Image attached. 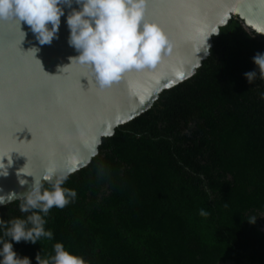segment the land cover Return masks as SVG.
Wrapping results in <instances>:
<instances>
[{"label": "trees", "instance_id": "obj_1", "mask_svg": "<svg viewBox=\"0 0 264 264\" xmlns=\"http://www.w3.org/2000/svg\"><path fill=\"white\" fill-rule=\"evenodd\" d=\"M258 52L264 37L231 17L190 78L67 177L76 198L44 217L52 239L10 241L13 251L36 264L59 241L88 264H264V79L243 75L259 76ZM18 203L0 219L26 216Z\"/></svg>", "mask_w": 264, "mask_h": 264}, {"label": "water", "instance_id": "obj_2", "mask_svg": "<svg viewBox=\"0 0 264 264\" xmlns=\"http://www.w3.org/2000/svg\"><path fill=\"white\" fill-rule=\"evenodd\" d=\"M231 17L264 37V0H145L143 19L160 28L165 45L155 64L128 69L104 88L88 63L70 61L80 52L67 43L65 16L43 45L28 25L21 22L23 39L17 20L0 19V160L10 165L0 198L18 200L49 168L68 177L85 167L103 138L196 72Z\"/></svg>", "mask_w": 264, "mask_h": 264}, {"label": "clouds", "instance_id": "obj_3", "mask_svg": "<svg viewBox=\"0 0 264 264\" xmlns=\"http://www.w3.org/2000/svg\"><path fill=\"white\" fill-rule=\"evenodd\" d=\"M73 2L79 6L78 10L71 8ZM65 7L71 9L67 15ZM144 11L145 0H0V19L12 17L17 20L23 39L25 32L21 30V22L28 25L41 45L51 42L60 25V17L65 16L69 29L67 43L80 52L70 61L76 59L88 63L100 88L118 81L128 69L157 62L166 37L155 23L143 19ZM32 50L37 52L39 49L33 47ZM252 62L259 70V76L256 70L243 73L249 83L257 77L264 79V52L254 54ZM259 97L264 101V91ZM8 166V161L6 165L0 160V175L7 173ZM67 175L66 172L57 173L53 168L47 169L42 178L27 175L33 177L30 189L13 197L19 200V211L27 215L0 219V264H30L28 257L21 258L13 251L10 241L35 244L41 237L52 239L51 229L44 227V217L53 206L63 208L76 198L75 189L61 187ZM42 179L49 182V188L43 187ZM10 202L0 198V206ZM199 215L208 213L200 209ZM247 220L254 223L256 217ZM41 251L34 257L36 264H88L59 241L52 245V254L44 259H41Z\"/></svg>", "mask_w": 264, "mask_h": 264}, {"label": "rangeland", "instance_id": "obj_4", "mask_svg": "<svg viewBox=\"0 0 264 264\" xmlns=\"http://www.w3.org/2000/svg\"><path fill=\"white\" fill-rule=\"evenodd\" d=\"M225 264H231V263H225Z\"/></svg>", "mask_w": 264, "mask_h": 264}]
</instances>
